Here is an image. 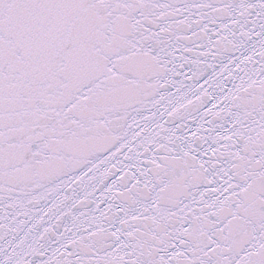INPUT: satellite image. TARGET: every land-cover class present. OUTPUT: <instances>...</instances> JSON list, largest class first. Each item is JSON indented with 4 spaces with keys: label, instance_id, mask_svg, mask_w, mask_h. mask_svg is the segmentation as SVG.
<instances>
[{
    "label": "snow or ice",
    "instance_id": "6c2138e0",
    "mask_svg": "<svg viewBox=\"0 0 264 264\" xmlns=\"http://www.w3.org/2000/svg\"><path fill=\"white\" fill-rule=\"evenodd\" d=\"M0 264H264V0H0Z\"/></svg>",
    "mask_w": 264,
    "mask_h": 264
}]
</instances>
